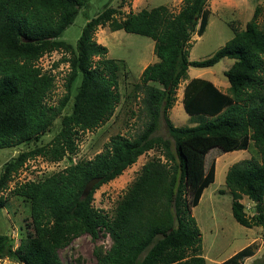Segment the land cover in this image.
<instances>
[{
  "label": "trees",
  "instance_id": "obj_1",
  "mask_svg": "<svg viewBox=\"0 0 264 264\" xmlns=\"http://www.w3.org/2000/svg\"><path fill=\"white\" fill-rule=\"evenodd\" d=\"M88 1L0 0V148L35 141L1 166L0 208L7 183L27 160L40 157L58 162L75 154L79 134L96 129L113 114L119 102L120 66L93 39L98 27L152 39L157 60L143 68L135 84L142 93L146 122L132 138L112 136L91 159L71 163L40 180L15 184L11 194L29 203L28 231L14 249L10 236L0 233V258L59 264L58 250L74 237L86 233L96 239L102 230L112 242L107 249L95 248L96 264H205L191 210L214 181L215 160L209 158L207 163L206 155L212 148L244 150L250 142L258 160L232 164L225 186L233 218L245 227L260 226L264 232V32L258 24V8L242 28L230 27L232 36L212 55L189 60L191 35H202L208 23L206 0H182L177 13L158 5L130 10L121 18L116 16L120 9L106 6L85 22L75 44L60 39ZM52 51L63 53L61 62L68 68L65 92L55 105L47 102L54 74L37 64ZM222 58L232 60L223 72L227 90L200 77L188 79L182 88V106L197 121L191 126L174 125L168 110L188 68L210 67ZM69 101V111L62 113ZM58 116L54 135L37 143ZM160 119L170 139L154 134ZM155 148L165 161L159 157L147 161L110 215L93 206L98 187ZM93 177L99 181L83 194ZM243 196L254 203L250 217L241 203ZM253 248L251 243L219 264H240ZM252 264H264V259Z\"/></svg>",
  "mask_w": 264,
  "mask_h": 264
},
{
  "label": "rangeland",
  "instance_id": "obj_2",
  "mask_svg": "<svg viewBox=\"0 0 264 264\" xmlns=\"http://www.w3.org/2000/svg\"><path fill=\"white\" fill-rule=\"evenodd\" d=\"M165 5L172 13H177L182 0H90L82 6L75 15L73 22L62 32L60 39L75 44L85 22L99 13L104 7L112 6L120 9L118 18L130 10L138 11L141 8L149 9L154 6ZM206 7L210 14L207 26L202 35L193 33L190 38L189 60H202L212 55L226 40L232 36L230 27L242 28L252 13L258 8V24L264 32V0H206ZM96 43L107 48V56L115 59L120 68L118 71L119 102L111 117L94 130L79 134L77 151L58 162H48L40 157L29 159L17 174L12 175L3 191L5 203L0 208V233H7L12 239L13 249L19 240L26 235L29 222V203L20 196L11 194L15 184L27 180H40L49 174L60 171L71 163L93 158L96 153L104 150L110 138L116 134L134 137L144 126L146 116L142 109V93L135 84L143 68L155 62L153 41L143 35L125 32L124 30L111 31L107 26L98 27L93 33ZM63 53L52 51L43 55L38 64L43 70L49 69L54 74V85L50 91L47 102L57 104L63 96L64 82L67 75V63L61 62ZM56 67H52L53 63ZM232 60L222 58L210 67H193L187 70V77L182 80L176 91L175 100L168 110L171 122L176 126H191L196 123L197 116L188 115L182 106V88L188 79L200 77L214 83L221 91H226L228 81L223 72L228 69ZM79 78L72 84V94L76 90ZM154 82H149L153 84ZM157 85L156 83H154ZM70 101L62 113L68 112ZM58 116L50 128L40 137L37 143L50 140L59 126ZM163 138L170 139L164 122L159 121V127L154 132ZM34 140L21 142L15 146L0 148L1 166L19 151L31 148ZM154 157L164 162L163 155L158 149H151L141 154L137 160L116 178L98 187L93 194L92 204L109 215L118 200L125 194L130 183L136 178L141 167ZM215 160L214 181L202 192L200 200L191 210L195 218L201 237V250L199 255L204 257L205 264H219L233 253L253 243V254L241 260L240 264H252L255 259H264V232L260 226L245 227L238 223L231 213V196L225 186V174L234 163L251 158L258 160L256 148L250 142L244 150L222 152L212 148L206 155ZM241 203L245 214L250 217L255 213L254 203L242 197ZM264 206V198L261 202ZM110 236L99 230L98 237L93 239L84 233L74 237L66 246L58 250L59 264H96L94 250L97 247L107 249L111 244ZM0 264H24L14 259L0 258Z\"/></svg>",
  "mask_w": 264,
  "mask_h": 264
},
{
  "label": "water",
  "instance_id": "obj_3",
  "mask_svg": "<svg viewBox=\"0 0 264 264\" xmlns=\"http://www.w3.org/2000/svg\"><path fill=\"white\" fill-rule=\"evenodd\" d=\"M98 181H99V177H93L90 180H88L83 188V194H87Z\"/></svg>",
  "mask_w": 264,
  "mask_h": 264
},
{
  "label": "crops",
  "instance_id": "obj_4",
  "mask_svg": "<svg viewBox=\"0 0 264 264\" xmlns=\"http://www.w3.org/2000/svg\"><path fill=\"white\" fill-rule=\"evenodd\" d=\"M227 87H228V86H227ZM227 87H226V88H227ZM226 90H227V89H226ZM223 92H225V91H223Z\"/></svg>",
  "mask_w": 264,
  "mask_h": 264
},
{
  "label": "built area",
  "instance_id": "obj_5",
  "mask_svg": "<svg viewBox=\"0 0 264 264\" xmlns=\"http://www.w3.org/2000/svg\"><path fill=\"white\" fill-rule=\"evenodd\" d=\"M38 64V63H37ZM39 65V64H38ZM40 66V65H39Z\"/></svg>",
  "mask_w": 264,
  "mask_h": 264
}]
</instances>
